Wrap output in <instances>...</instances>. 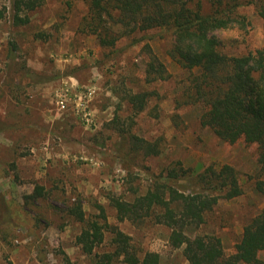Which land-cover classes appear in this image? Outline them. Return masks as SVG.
Here are the masks:
<instances>
[{
  "label": "rangeland",
  "instance_id": "1",
  "mask_svg": "<svg viewBox=\"0 0 264 264\" xmlns=\"http://www.w3.org/2000/svg\"><path fill=\"white\" fill-rule=\"evenodd\" d=\"M199 1L210 5L191 2ZM238 1L247 27L217 31L231 54L264 46L259 4ZM13 4L0 0L7 11L0 21V264H91L93 257L76 242L84 224L67 211L77 200L87 219L104 222V214L128 234L140 255L155 251L159 264H189L183 247L169 243V227L150 218L119 221L110 201L145 193L178 163L193 173L223 164L237 170L243 193L218 199L205 223L186 230L216 234L225 255L232 253L243 227L264 207V173L256 145L244 139L230 144L202 125L203 107L187 100L190 73L168 55L171 33L152 28L121 35L110 53L85 27L88 0H43L25 24L14 23ZM152 55L167 73L148 83ZM128 90L150 92L142 112L125 99ZM131 135L155 143L159 153L134 149ZM36 184L45 194L32 201L26 195ZM178 184L184 189L190 183ZM109 230L97 252L112 250ZM259 255L264 259V251Z\"/></svg>",
  "mask_w": 264,
  "mask_h": 264
},
{
  "label": "trees",
  "instance_id": "2",
  "mask_svg": "<svg viewBox=\"0 0 264 264\" xmlns=\"http://www.w3.org/2000/svg\"><path fill=\"white\" fill-rule=\"evenodd\" d=\"M43 0H14L15 24L30 20L29 12L36 10ZM89 12L85 27L94 34L103 48L114 53L121 35L164 28L171 33L172 42L168 55L190 73L187 100L203 107L202 125L211 128L221 140L233 144L240 139L256 145L257 161L264 173V46L241 54L226 51L229 45L218 35L238 26L247 27L246 17L238 12V0H210L205 7L192 0H88ZM259 4V16L264 19V0ZM23 11V13H22ZM6 7L0 6V21L6 17ZM119 26L122 32L114 30ZM145 36L134 38L136 44ZM149 48V47H148ZM151 52V51H150ZM165 65L152 55L147 62L148 83L163 78ZM150 92L147 90L125 92V99L135 113L145 109ZM134 149L145 148L158 154L155 143L137 135L130 136ZM168 169L155 178L151 187L132 199L110 196L119 221L139 222L150 218L170 229L169 243L183 247L182 253L189 264H264L260 252L264 251V207L243 227L234 251L225 255L221 238L216 234L189 235L186 230L206 221L218 199H231L243 193L237 170L230 164L219 167L209 165L204 171L193 173L190 168ZM190 184L182 189L178 181ZM190 188V190H188ZM264 190V182H259ZM45 188L36 184L26 197L37 200ZM68 213L83 223L76 242L82 251L93 257L91 264H159L160 254L147 251L140 255L131 237L117 226L98 219H87L80 200L67 206ZM112 234V250L97 252L105 239V230ZM8 264H13L9 261Z\"/></svg>",
  "mask_w": 264,
  "mask_h": 264
},
{
  "label": "built area",
  "instance_id": "3",
  "mask_svg": "<svg viewBox=\"0 0 264 264\" xmlns=\"http://www.w3.org/2000/svg\"><path fill=\"white\" fill-rule=\"evenodd\" d=\"M80 104H82V106H83V102H80ZM80 104H79V105H80ZM79 105L77 104L78 107H80ZM83 108H84V107H83ZM83 117H84V119H85L86 121H90V117L87 115V112L84 113ZM91 121H92V119H91ZM91 121H90V122H91ZM90 122H89V123H90Z\"/></svg>",
  "mask_w": 264,
  "mask_h": 264
}]
</instances>
